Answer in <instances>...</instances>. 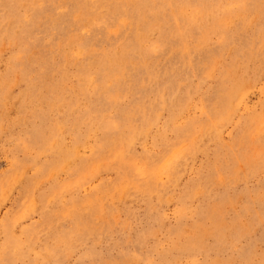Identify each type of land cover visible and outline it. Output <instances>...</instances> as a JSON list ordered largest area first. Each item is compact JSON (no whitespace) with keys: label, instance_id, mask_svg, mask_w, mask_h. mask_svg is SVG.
Here are the masks:
<instances>
[{"label":"rangeland","instance_id":"obj_1","mask_svg":"<svg viewBox=\"0 0 264 264\" xmlns=\"http://www.w3.org/2000/svg\"><path fill=\"white\" fill-rule=\"evenodd\" d=\"M0 264H264V0H0Z\"/></svg>","mask_w":264,"mask_h":264}]
</instances>
